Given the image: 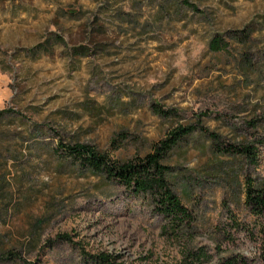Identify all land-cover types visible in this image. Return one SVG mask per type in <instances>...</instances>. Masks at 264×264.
Here are the masks:
<instances>
[{
    "label": "rangeland",
    "instance_id": "obj_1",
    "mask_svg": "<svg viewBox=\"0 0 264 264\" xmlns=\"http://www.w3.org/2000/svg\"><path fill=\"white\" fill-rule=\"evenodd\" d=\"M0 112V264H264L244 185L264 178V0H0ZM179 127L164 164L190 222L64 149L132 160Z\"/></svg>",
    "mask_w": 264,
    "mask_h": 264
},
{
    "label": "trees",
    "instance_id": "obj_2",
    "mask_svg": "<svg viewBox=\"0 0 264 264\" xmlns=\"http://www.w3.org/2000/svg\"><path fill=\"white\" fill-rule=\"evenodd\" d=\"M220 43L221 39L214 36L210 41V47L217 49ZM190 131L191 127H179L166 138L155 143L152 152L143 157L126 161H114L108 154L98 151L89 144L76 142L64 145V149L67 155L81 167L100 173L106 179L115 180L133 192H147L155 202L157 209L162 215L169 217L172 224L190 222V212L172 190L168 178L169 167L164 164L169 152ZM210 136L213 140L216 138L213 133ZM234 152L248 159L250 164L254 166L257 164V149L254 145L240 142ZM244 185L245 204L254 216L262 220L264 227V178L259 175H247ZM62 237L68 238L67 235ZM194 255L192 253L188 255L190 260L188 264H194L197 259ZM92 258L96 264H132L119 261L116 255L104 252H100Z\"/></svg>",
    "mask_w": 264,
    "mask_h": 264
}]
</instances>
